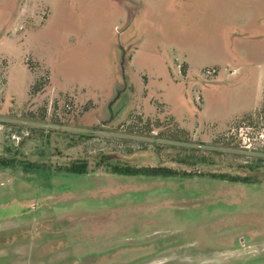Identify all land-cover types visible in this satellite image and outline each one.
Instances as JSON below:
<instances>
[{
    "label": "rangeland",
    "instance_id": "1",
    "mask_svg": "<svg viewBox=\"0 0 264 264\" xmlns=\"http://www.w3.org/2000/svg\"><path fill=\"white\" fill-rule=\"evenodd\" d=\"M124 70L128 111L109 124ZM259 79L264 0H0V264L241 254L230 237L264 224ZM80 161L87 174L56 171Z\"/></svg>",
    "mask_w": 264,
    "mask_h": 264
},
{
    "label": "flooded vegetation",
    "instance_id": "2",
    "mask_svg": "<svg viewBox=\"0 0 264 264\" xmlns=\"http://www.w3.org/2000/svg\"><path fill=\"white\" fill-rule=\"evenodd\" d=\"M134 49H137V47H135ZM123 54V52H122ZM123 56V55H122ZM121 56V57H122ZM125 58L122 59L121 58V63L122 60H124L123 62V68L125 69V67L127 66V59ZM119 62V63H120ZM128 67V66H127ZM124 78L125 79H121V84L116 87V93L113 97H116L117 100L120 102L119 106H117L118 108L115 109L114 111V118L109 121V124H114L116 121H120L126 114V112L128 111L127 106L124 104L125 102H123V96L125 93H130V84L131 81L128 79V77L126 76L125 70H124ZM133 88V87H132ZM132 97V95H131ZM120 99V100H119ZM117 166V164L111 163L109 162L107 164V168L110 169L113 166ZM118 166H123V165H118ZM153 168H167V167H153ZM170 169V168H168ZM172 170V169H171ZM174 171V170H172ZM109 173V172H108ZM173 176L170 177H176V176H188L191 175V173L188 172H173ZM157 177H162L161 175L157 176ZM166 178V177H165ZM57 221V220H56ZM59 229H66L68 228L67 225H65L64 223H60L57 224ZM259 231L258 232H248L246 233V235L244 236H240L237 235L236 231H235V235H232L230 237V241L228 243V247L227 250L229 251H234L237 249H242L244 250L241 254L236 255V257H232L229 261L227 262H221L219 263L215 258V254L217 251H213L214 248L212 246H207L204 243H195V244H184L181 245L179 247V249L174 248L168 251V253H166L167 257L165 258L166 260L159 263V264H264V224H261L258 227ZM233 233V232H232ZM72 245L67 244V247L70 249ZM65 248V247H62ZM68 251V250H67ZM63 251L65 253V258L66 259H60L58 262V259L55 260V264H74V263H78V264H103L104 260L103 259H99V254H101L102 252H92L89 253L92 255V257H88L85 259H78V258H73L72 255V251ZM173 251V252H172ZM176 251V252H174ZM97 255V257L94 255ZM160 257V256H159ZM158 258V257H157ZM155 258H151V260H154ZM106 261V259H105ZM58 262V263H57ZM126 261H122L120 262V264H127L124 263Z\"/></svg>",
    "mask_w": 264,
    "mask_h": 264
},
{
    "label": "trees",
    "instance_id": "3",
    "mask_svg": "<svg viewBox=\"0 0 264 264\" xmlns=\"http://www.w3.org/2000/svg\"><path fill=\"white\" fill-rule=\"evenodd\" d=\"M124 52V51H123ZM127 59V63L131 60V57L126 56ZM51 79V77H50ZM98 101V100H97ZM100 102H104L102 101H98L97 104H99ZM106 102V101H105ZM92 106H94L92 104ZM94 109H97L99 107H101V103L97 106H94ZM88 112H90L91 108H88ZM87 112L83 113L82 116H84ZM57 172L61 171L64 173H71V174H78V175H82V174H87V164L83 161L80 162H72L70 163V165L63 167V169H56ZM110 173L113 174H118V175H125V176H136V175H145V176H163V177H170L173 176V172L171 169L168 168H153V167H132V166H128V165H123V166H113L109 169ZM226 175H212L213 178H222V179H226L229 177H224ZM231 182H243L246 180V178H240V177H230L229 179H227Z\"/></svg>",
    "mask_w": 264,
    "mask_h": 264
},
{
    "label": "crops",
    "instance_id": "4",
    "mask_svg": "<svg viewBox=\"0 0 264 264\" xmlns=\"http://www.w3.org/2000/svg\"><path fill=\"white\" fill-rule=\"evenodd\" d=\"M243 10H244V9H243V8H241L240 12H242V13H243V12H244ZM131 58H132V57H131ZM235 68H236V67H235ZM261 81H264V79H259V82H260V83H261ZM259 82H258V83H259Z\"/></svg>",
    "mask_w": 264,
    "mask_h": 264
}]
</instances>
